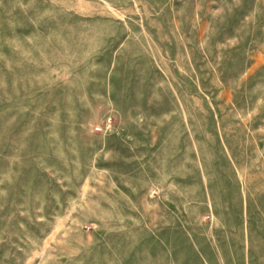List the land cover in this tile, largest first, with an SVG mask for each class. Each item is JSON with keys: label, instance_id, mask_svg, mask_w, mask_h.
Listing matches in <instances>:
<instances>
[{"label": "rangeland", "instance_id": "rangeland-1", "mask_svg": "<svg viewBox=\"0 0 264 264\" xmlns=\"http://www.w3.org/2000/svg\"><path fill=\"white\" fill-rule=\"evenodd\" d=\"M0 264H264V0H0Z\"/></svg>", "mask_w": 264, "mask_h": 264}, {"label": "built area", "instance_id": "built-area-1", "mask_svg": "<svg viewBox=\"0 0 264 264\" xmlns=\"http://www.w3.org/2000/svg\"><path fill=\"white\" fill-rule=\"evenodd\" d=\"M111 125V117H107L104 119L103 123L102 124H98L96 125V129L98 130H102L103 128H107Z\"/></svg>", "mask_w": 264, "mask_h": 264}]
</instances>
